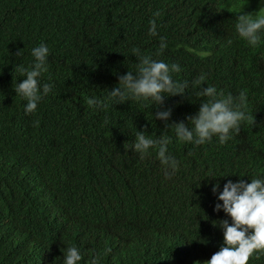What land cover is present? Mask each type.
<instances>
[{
    "label": "trees",
    "instance_id": "16d2710c",
    "mask_svg": "<svg viewBox=\"0 0 264 264\" xmlns=\"http://www.w3.org/2000/svg\"><path fill=\"white\" fill-rule=\"evenodd\" d=\"M259 8V0H0V264H64L70 246L81 264L93 256L100 264H206L223 246L219 222L229 219L214 211L212 186L264 179V35L253 47L235 28L238 15ZM161 36L168 47L155 56ZM42 42L50 56L41 84L53 88L25 114L14 65L28 67ZM133 47L178 63V81L204 74L202 88L243 92L250 119L227 143L213 137L194 147L155 119V105L112 104L107 91L138 63ZM92 97L107 107H90ZM205 99L191 87L189 96L167 97L168 123L188 125ZM136 131L170 138L180 162L171 180L154 150L141 159L132 149ZM248 264H264V253Z\"/></svg>",
    "mask_w": 264,
    "mask_h": 264
},
{
    "label": "clouds",
    "instance_id": "9594fccd",
    "mask_svg": "<svg viewBox=\"0 0 264 264\" xmlns=\"http://www.w3.org/2000/svg\"><path fill=\"white\" fill-rule=\"evenodd\" d=\"M259 5L258 12L238 15L235 24L238 36L253 47L261 43V36L264 35V0H259ZM159 15L158 11L154 13V17ZM149 24V35L158 36L156 19H152ZM167 47L166 38L159 37L155 56H161ZM131 54L138 61L135 70L119 76L118 86L107 91V99L114 105L127 101L155 105L161 109L155 113V119L171 128L179 143L197 147L212 143L213 137H216L219 143L225 144L233 133L239 134L241 124L250 119L244 110L247 97L243 92L233 97L231 94L225 96L218 93L214 86L202 88L206 80L204 74L191 81V85L187 80L178 81L173 78L174 74L181 71L178 63L168 64L162 59H154L152 55L144 54L139 47H133ZM201 55L206 57L210 53L204 52ZM49 56L50 49L42 42L31 49L33 60L28 67L23 64L14 65V72L24 77L13 90L16 96L26 101L25 114L35 113L39 103L52 91L53 85L41 84L42 75L49 70ZM190 87L198 97L207 99L202 101L195 116L187 117L188 125L184 122L169 124L172 109L164 107L165 99L189 96ZM87 103L90 107H107L96 97L89 98ZM169 143L168 137L154 139L144 131H136L135 142L131 147L141 159L150 155V150H154L164 166V178L171 180L179 171L180 162L169 153ZM219 189V184L212 186L213 194L219 193L214 211H223L231 222L229 219L219 222L218 226L223 232V246L206 264H248L250 258H259V254L264 253V179L253 178L250 182L241 179L235 183L229 180L222 191ZM110 252L111 249H105V254ZM63 256L64 264H81L83 259L81 250L76 246L68 247ZM100 261L101 257L93 256L88 264H100Z\"/></svg>",
    "mask_w": 264,
    "mask_h": 264
}]
</instances>
